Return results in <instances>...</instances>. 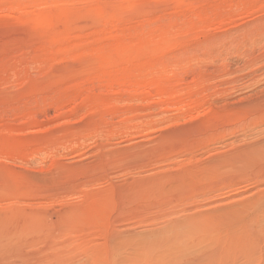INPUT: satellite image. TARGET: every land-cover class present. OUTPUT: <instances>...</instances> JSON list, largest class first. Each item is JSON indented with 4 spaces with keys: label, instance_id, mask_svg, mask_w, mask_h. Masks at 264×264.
I'll return each instance as SVG.
<instances>
[{
    "label": "rangeland",
    "instance_id": "374dc122",
    "mask_svg": "<svg viewBox=\"0 0 264 264\" xmlns=\"http://www.w3.org/2000/svg\"><path fill=\"white\" fill-rule=\"evenodd\" d=\"M260 148L264 0H0L8 263L205 257L221 247L212 237L161 261L144 247L249 219L264 204V158H249ZM257 227L251 264L264 261Z\"/></svg>",
    "mask_w": 264,
    "mask_h": 264
},
{
    "label": "bare ground",
    "instance_id": "6f19581e",
    "mask_svg": "<svg viewBox=\"0 0 264 264\" xmlns=\"http://www.w3.org/2000/svg\"><path fill=\"white\" fill-rule=\"evenodd\" d=\"M12 13L14 14L15 12H12ZM260 150H261V148H260ZM253 153H255V154L253 155ZM253 153L251 152V154H249V158H250V155H252V157L255 156L254 159L258 158L256 156H260V159L264 158V157H262V156H264V151L262 152V150H261L260 154L257 152V150L254 151ZM248 160H250V159H248ZM244 161L246 162V160H244ZM231 164L233 165V163H231ZM243 164H240V165L243 166ZM260 164H261V162H260ZM240 165L238 167H240ZM250 165H252V164L250 163ZM232 168H234V167H232ZM220 216H221V214H220ZM238 217H239V215L236 214L233 217L228 216V217H223L220 219L215 218L212 222H209V224H206L204 226L194 225L192 228H184L183 230L177 229L178 231L176 230L175 232H172V234H173L172 239L173 240L171 242L170 241H162V242L156 241V243H154V245L145 246L144 249L149 248L150 249L149 251H152L150 254H153V256H154L153 258L157 259V260L160 259V261H161V259L164 258L165 256H169L170 253H174V252L184 253V252L188 251L193 242H199V240L212 237L213 239L217 240V244H221V247H216L214 250H212L205 257H201V258L195 257L194 259H190V261H188L187 264H201V263H206V264H251V263H254L256 260V255L258 253L259 246H258L257 240H255V241H253V240H254L255 232L257 231V228H258L257 227L258 221H260L261 219H264V204L260 205L258 208H255V212L251 215V217L249 219L247 217L246 220H243V219H238ZM49 219H50V217H49ZM39 222H41V223L44 222V223L50 224L49 221L47 220V218L46 219L39 218ZM233 222L234 223L239 222L240 231L239 232L237 230L230 231L229 238H228V236H225L226 239H225L224 243L222 244L221 239H223L224 236L223 237H220V236L226 230L229 229V226H231V224H233ZM39 225H40V223H39ZM47 225H45V226H47ZM50 225H48L49 228H50ZM243 228H245V229H243ZM233 231L234 232L236 231L238 233L237 237H235L234 235L232 236ZM14 236H15L14 234L6 233V232H4V233L0 232V264H12L13 263L12 261H11L12 263L11 262L8 263L9 260H12L11 259L12 257L10 259L7 258L8 257L7 254L8 253L10 254L9 244L11 242H13V239L11 241V238H14V241H15L16 237H14ZM162 237H164V236H162ZM139 249H141V248L138 247V250ZM143 252L146 253V251H143ZM145 253H143V254H145ZM140 254L141 253L139 251H137L136 257L138 259H143V258L147 259L146 254L144 256H143V254L142 255H140ZM136 257H134V258H136ZM6 259H9V260L6 261ZM260 261L261 260H259L257 258L256 262L260 263ZM14 262H16V261H14ZM159 263H161V262H159ZM17 264H19V263H17ZM263 264H264V261H263Z\"/></svg>",
    "mask_w": 264,
    "mask_h": 264
}]
</instances>
